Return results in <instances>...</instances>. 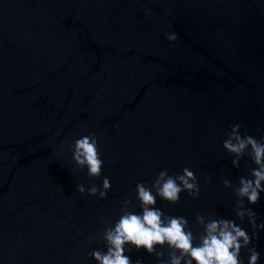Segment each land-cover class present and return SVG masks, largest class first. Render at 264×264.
<instances>
[{"label": "water", "instance_id": "obj_1", "mask_svg": "<svg viewBox=\"0 0 264 264\" xmlns=\"http://www.w3.org/2000/svg\"><path fill=\"white\" fill-rule=\"evenodd\" d=\"M237 122L264 136V0H0V264H95L89 237L163 168L201 183L198 200L158 198L166 213L233 218L222 180L251 166L222 147ZM89 132L104 199L76 191L102 180L68 151ZM252 207L264 219V193ZM253 244L264 264V231Z\"/></svg>", "mask_w": 264, "mask_h": 264}, {"label": "clouds", "instance_id": "obj_2", "mask_svg": "<svg viewBox=\"0 0 264 264\" xmlns=\"http://www.w3.org/2000/svg\"><path fill=\"white\" fill-rule=\"evenodd\" d=\"M177 38L176 33L167 34L169 41ZM222 147L230 154L233 168L239 169L245 158L251 164L238 179L222 180L223 187L232 193L233 218L197 212L198 227L194 230L187 216L166 213L157 206L158 198L177 204L181 194L187 192L198 200L201 183L191 167L186 166L179 173L163 168L150 185L143 181L136 184L139 210H135L131 199H124L118 217L89 237V243L100 246L93 247L88 256L95 264H145L143 257L133 260L131 256L133 250L142 249L156 258V264H260L261 252L253 241L264 231V219L258 218L252 206L264 193V136L242 131L241 123H233L224 134ZM68 151L77 170L86 171L89 178L102 177L99 185L76 183V191L106 198L112 181L103 175L104 158L96 134L76 136ZM211 180L208 176L205 182Z\"/></svg>", "mask_w": 264, "mask_h": 264}]
</instances>
